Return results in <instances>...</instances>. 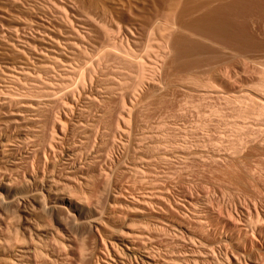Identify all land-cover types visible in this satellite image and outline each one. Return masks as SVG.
I'll use <instances>...</instances> for the list:
<instances>
[{"label": "rangeland", "instance_id": "1", "mask_svg": "<svg viewBox=\"0 0 264 264\" xmlns=\"http://www.w3.org/2000/svg\"><path fill=\"white\" fill-rule=\"evenodd\" d=\"M12 1L9 0L13 4L10 8L14 10L7 9V12L15 16L17 14L16 17L23 18L34 11L40 13L41 9H45L41 6L42 0ZM228 1L215 0L212 5L232 2ZM99 2H106V5L110 3L109 0ZM77 4L75 6L79 9L81 6L78 4V7ZM14 5L19 10L22 9V12L17 9L18 13ZM151 5H148L149 9L148 6L145 9V6L135 4V8L132 6L133 13L131 9L132 16H138L139 12L145 10L139 17L143 14L147 15L146 18L149 17H141V20L149 21L146 24L139 19L145 29L139 33L140 39L138 38L135 47L141 51L147 46L145 51L138 54L140 62L136 60L139 64L142 62L141 68L132 66V71H129L131 66L128 63L124 64L122 59L105 50L109 41L93 26L95 32H92V44L96 47L93 55L90 54L91 58H78L80 64L83 59L84 62L90 60L81 69L80 78L71 82L75 78L74 72L70 71L69 82L60 85L58 81H54L50 88L54 93L46 95L39 92H44L40 85L35 88L36 91L30 87L25 90L26 82V86H31L28 81L24 86L18 85L24 88L20 87L21 90L13 84L10 88L0 89V101L45 104L38 113V132L32 129L38 135L36 145L46 147L49 144L54 136L52 123H56L58 118L67 123V130L65 127L62 129L73 134L64 142H58L60 139L55 136V141L52 142L59 143L58 149L56 148L54 157L47 158L43 171L39 169L41 172L30 162L27 166L21 165L24 162L20 166L14 165L13 156L7 150L12 148L8 141L12 140L15 133L11 130L10 133L8 131L0 135V264H264V218H261L264 213V117L260 115L258 118V114L254 113L256 109L250 112L249 108L248 112H243L247 111L245 107L248 104L258 102V95L264 92V0H248L241 4L228 13L226 25L220 22H217L220 25L215 24L220 26L218 28L215 25L208 28L203 25L190 26V19L198 18L199 14L200 17L201 11L188 18L183 8L172 7L174 12L180 10L177 15L168 9L159 12L157 7L155 9L156 5ZM136 6L142 10L136 12ZM3 8L6 9L7 6ZM151 8L152 12L149 11ZM80 10L83 11L82 7ZM25 11L27 15L23 13ZM171 13L178 16L176 20ZM153 17L158 18L161 25L152 28ZM179 19L183 20L179 22ZM173 20L176 21L175 25L177 22L179 24L173 27V33L170 30V35L169 31H164L162 24L167 21L174 25ZM110 22L108 29L121 27L118 21H113L112 25ZM3 24H7L6 21ZM222 26H231V29L227 27L226 32L221 30L224 29ZM185 27L191 30L193 27L197 34L189 35L191 33ZM112 29L111 32H114ZM114 34L117 36L116 32ZM168 35L175 38L167 41ZM160 36L163 38L160 39ZM3 38L0 35L3 61L26 59L17 49L4 45L7 41L4 42L6 39ZM159 40H166L169 44L168 49L165 48L168 50L165 51L166 54L159 56L163 58L161 60L155 59L158 53L154 51L156 45L161 44ZM150 48L153 50L149 51ZM150 58L156 63L147 66ZM98 60L101 65H98ZM158 62L161 63L160 66ZM74 68L78 70V66ZM114 68L118 70L114 71ZM92 69L95 72L98 69V75H102L97 76ZM57 72L60 79L62 73L59 75L60 72ZM57 74L55 78H58ZM90 76L92 80L93 77L96 80L97 76V80L92 81L93 87L88 82ZM141 77L143 79L138 82ZM43 80L45 81V77ZM55 82L59 85H55ZM148 82L151 83L150 86ZM84 85L90 95L100 90L98 93L101 98L90 103L83 101L82 97L80 99L79 93L83 96ZM66 96L77 100H74L75 106L71 109L64 105L68 104ZM259 102L262 101L259 99ZM71 110L75 114L82 112L81 116L85 114L83 122L88 127V139L77 134L81 129L77 132V129L69 131L68 122L65 121L70 117ZM238 110H241V114ZM63 111L69 113L64 114ZM4 116L0 115V124L8 122L9 115ZM254 128L257 129L253 130ZM31 146L27 144V148L31 149ZM68 148H80L82 155L87 153L89 158L102 154V162H99L102 169L97 176L90 178L87 186L82 183H70L69 187L62 185L56 166L60 159L66 158ZM143 159L147 161L144 163ZM136 163L139 167L136 170H140L137 172L142 177L134 176L137 173L133 170ZM53 167L56 168L52 170ZM48 170L52 171L49 173ZM42 172L45 173L43 177ZM22 174L31 182H26L27 178L26 181L19 178ZM31 176L35 177L34 181ZM52 177L59 181L58 186L49 181V178L53 181ZM40 178L42 180H37ZM144 179L147 180L142 182ZM148 185L162 191L164 197L163 200H154L153 205L149 204L146 212L139 213L132 208L135 206L133 200L136 196L146 194L150 188ZM146 188L145 192L143 189ZM48 189L53 195L49 194ZM60 189L63 190L62 193ZM53 192L64 194L72 204L54 206L53 202L59 194L56 196ZM153 194L157 196L160 193L154 191ZM79 199L81 204L77 203ZM255 226H259V229ZM131 231L139 236L137 239L133 237L136 241L132 239L134 254L126 250L120 240L122 237L118 236L124 237V234L132 233Z\"/></svg>", "mask_w": 264, "mask_h": 264}, {"label": "bare ground", "instance_id": "2", "mask_svg": "<svg viewBox=\"0 0 264 264\" xmlns=\"http://www.w3.org/2000/svg\"><path fill=\"white\" fill-rule=\"evenodd\" d=\"M12 0H10L11 2ZM38 1V0H37ZM100 0H42V4L41 6H43L45 9H41V12L38 13V12H35L32 13V14H29L27 15L28 13L25 11L23 13H26L27 16H23L22 17H16L18 16L16 14H10V12L8 13L7 12V9L9 11V9H12L10 8L13 7V4L9 2V0H0V4L2 5H6L7 8H3L2 5H0V35L1 37L3 36L4 38L3 39H6L4 40V42H6L7 44H4V45H7V46H10V48H14L15 50L17 49V52L20 53V54H23V57L25 56L26 59H21L18 61H3L1 59V55L2 53H0V59L2 60V65H0L2 67V72H3V77L0 78V89H5V88H10L11 84L13 85H16L17 87H19L18 85H22L24 86L25 85V82L28 81L30 82L29 84H31L32 87H34L32 89L31 86H26L27 85V82H26V85H25V90L30 87L31 90H35V88H37L39 85L42 86L41 88L44 89V92H41V90H39L40 93H54V91L52 89H50L51 87H53V84H54V81H58L60 85L62 84H66L67 82H69L68 80L69 77H70V71H73L74 72V78L71 82H74L76 79H78V77L80 78V75L82 74L81 73V69H83V67L86 65V63H88L87 61L84 62V59L81 61L82 63L80 64V61H78L79 57L81 58L82 57H87V58H91V55L93 53V49H95V44L93 45L92 43H94L93 41V38L92 36V32L94 33L95 31L93 30V26H95L96 28H98L99 33L101 32L102 35H104V39L107 37L109 43L107 44V46L104 48L105 50H108L110 51V54L114 55L115 57H118V59H122L126 64L128 63L131 67V70L129 71H132V66H140L141 68V63L139 64L136 60H138L140 62L139 59H137L139 57V53L142 52V51H145L147 46L145 45L143 50L139 51L135 46H136V43L137 41L140 39L138 37L139 33L142 32L143 28H144V25L143 23H141V21L143 20L145 22V16L147 15H144L143 16H140V13L141 12H146L145 10L144 11H141L142 9L138 8L136 6V8H138L136 10V12L139 10L141 12H139V15H135V16H132V13H133V8L132 6L135 8V4L136 5H141V6H145V9H146V6H148L149 4H154L156 5L155 6V9L156 7L158 8V11L162 12V10L164 11V9H168V11L170 12V10H173L174 8H183V10L185 11V14L187 16H189L188 18H192V14L195 13V12H198V11H201V16L198 18H194L193 19H190V22L191 24L189 23L190 26L192 25H203L205 27H213L215 24H218L220 25L219 23L217 22H220L222 23L223 25H226V21L225 19L228 18V13L232 10H235L238 6H240L241 4H244L246 1L248 0H232L231 3H227V4H224L223 3H217L214 5H212V3L215 1V0H202L203 2H200V0H109V2L111 3L112 2V5L109 3L108 5H106V2L104 3H100L99 2ZM107 1V0H106ZM114 1V3H113ZM216 1H219V0H216ZM230 1V0H229ZM228 1V2H229ZM13 2V1H12ZM16 2V1H15ZM225 2V1H224ZM251 2V1H250ZM249 2V3H250ZM14 3V2H13ZM38 3V2H37ZM41 3V2H40ZM78 3L83 11L80 10V8H76L75 4ZM39 4V3H38ZM77 4V6L79 7V5ZM9 6V7H8ZM40 6V7H41ZM245 6V5H244ZM38 7V5H37ZM42 7V8H43ZM150 6H148L147 9H149ZM151 7H153V5H151ZM173 7V9H172ZM14 8L17 10H19L18 6L16 8V6L14 5ZM28 8V7H27ZM36 8V7H35ZM142 8V7H141ZM154 8V7H153ZM151 8L149 11L152 12V9ZM29 9V8H28ZM33 10H35L34 8H31ZM131 9H132V13H131ZM6 10V11H5ZM14 10V9H12ZM11 10V11H12ZM17 10V12H18ZM27 10V9H26ZM182 10V11H183ZM242 10V9H241ZM22 12V9L19 10ZM40 11V10H39ZM43 11V12H42ZM155 11V10H153ZM180 10H177V12H179ZM15 12V11H14ZM157 12V10H156ZM174 12V10H173ZM176 11L174 13H176L178 15ZM19 13V12H18ZM21 13V14H23ZM148 13V12H147ZM155 13V12H154ZM180 13V12H179ZM182 15L184 14L183 12H181ZM138 14V13H137ZM157 14V13H156ZM176 14H172L171 15H175V20L176 18L178 17ZM184 14V15H185ZM25 15V14H23ZM159 15V14H158ZM157 15V16H158ZM163 15H164V12H163ZM166 15V14H165ZM169 15V14H168ZM180 15V14H179ZM149 16V15H148ZM155 16V15H153ZM167 16V15H166ZM196 16V17H197ZM141 17L144 18L141 20ZM151 17V15H150ZM156 17V16H155ZM182 17V16H181ZM186 17V16H185ZM22 18V19H21ZM28 18V19H27ZM149 17H147L146 19H148ZM141 21H140V20ZM154 19V17H153ZM162 19V18H161ZM108 20L111 25H112V22H120V26H118V29H112L114 32H116L117 36L114 34V32H111V29H108L107 26H109V22L107 23ZM183 20V19H181ZM179 19V22L181 21ZM185 20V19H184ZM6 21L7 24H3V22ZM148 20H146L145 24L147 23ZM186 21V20H185ZM184 21V22H185ZM149 22V21H148ZM167 22V21H166ZM164 23L162 24V28L164 27V31L170 33L171 29H172V32L173 33V27H176V25L179 24V22H177L178 24L175 25V22H174V25L172 24H169V22L167 23ZM107 23V24H106ZM160 23V20L157 18L154 19L153 21V27H156L158 25H161ZM118 24V23H117ZM116 24V25H117ZM181 24V23H180ZM259 24V23H258ZM110 25V26H111ZM114 25V26H116ZM113 26V28H114ZM186 26H188L186 24ZM189 26V27H190ZM217 27V25H215ZM179 27V26H178ZM189 27H185V29H187L191 34L189 35H196L197 32L195 33L193 31V27H192V30L189 29ZM220 27V26H218ZM217 27V28H218ZM223 27V26H222ZM227 27H230L231 29V26H227ZM227 27H223L224 29H221V30H224L226 31V28ZM181 28V27H180ZM179 28V29H180ZM254 28V27H253ZM145 29V28H144ZM175 29V28H174ZM229 29V30H230ZM118 30V32H117ZM151 30V29H150ZM163 30V29H162ZM183 30V29H182ZM220 30V32H221ZM228 30V32H229ZM231 31V30H230ZM120 32V33H119ZM177 32V31H176ZM186 32V31H185ZM188 32V33H189ZM216 32V31H215ZM219 32V33H220ZM223 32V31H222ZM221 32V33H222ZM227 32V31H226ZM118 33H119V37H118ZM167 33V34H168ZM170 33V35H171ZM224 34H227L225 32H223ZM249 33V32H248ZM112 34H114V38L112 37ZM142 34V33H141ZM165 34V32H164ZM166 34V36H167ZM177 34V33H176ZM218 34V33H217ZM231 34V32H230ZM96 35V34H95ZM163 35V34H162ZM167 39L168 40H171L175 37L171 36ZM174 35V34H173ZM229 35V34H228ZM98 36V35H97ZM164 38H165V35H163ZM175 36V35H174ZM201 36V35H200ZM231 36V35H230ZM94 37V36H93ZM118 37V38H117ZM162 36H160L159 38L161 39ZM173 37V38H172ZM197 37V36H196ZM139 38V39H138ZM163 38V37H162ZM172 38V39H171ZM97 39V38H96ZM158 40V39H157ZM163 40V39H162ZM1 41V40H0ZM167 41L164 40V41H160L161 44H157L156 45V51L158 54L156 55L157 57L155 58V56H153L155 59H158L160 58L159 56H164V54H166L165 51H168L167 49ZM181 41V40H180ZM3 42V43H4ZM176 42V41H175ZM186 43V42H184ZM183 43V44H184ZM1 46V45H0ZM171 46V45H170ZM2 47V46H1ZM183 47V45H182ZM165 48H167L165 50ZM153 49H149V51H152ZM153 51V52H154ZM172 51V49H171ZM16 52V53H17ZM113 52V53H112ZM17 53V54H18ZM155 53V52H154ZM19 54V55H20ZM87 54V55H85ZM93 55V54H92ZM5 56V55H4ZM90 56V57H89ZM147 56L149 57V53L147 54ZM114 57V58H115ZM141 57V56H140ZM86 58V59H87ZM110 58V56L108 57ZM153 59V58H152ZM151 58L150 59H146L148 61V63L146 64L147 66L149 64H154L155 61H153ZM163 59L162 57L158 60H161ZM165 59V58H164ZM17 60V59H16ZM100 60V59H99ZM98 60V65H101L100 62ZM121 60V61H122ZM157 60V61H158ZM166 60V59H165ZM163 60V61H165ZM168 60V59H167ZM94 61V59H93ZM109 61V60H108ZM122 61V63H123ZM136 61V62H135ZM102 62H105L102 60ZM114 62V61H113ZM119 62V61H118ZM162 63V61H160ZM106 63V62H105ZM120 63V62H119ZM156 63V62H155ZM159 63V62H158ZM158 66H160V64ZM80 64V65H79ZM90 64V63H89ZM95 64V63H94ZM113 64V63H112ZM107 65L109 66V64L107 63ZM117 65V63H116ZM122 65V64H120ZM119 65V66H120ZM127 65V64H126ZM157 65V64H156ZM74 66H78V70H76L74 68ZM93 66V65H92ZM0 67V68H1ZM88 67V65H87ZM104 67H105V64H104ZM155 66H153L154 68ZM157 67V66H156ZM90 68H92L90 66ZM89 68V70H90ZM99 68V66L97 67ZM109 68V67H108ZM121 68V67H120ZM138 68V67H137ZM86 69V67H85ZM96 69V68H95ZM95 69H92V72L94 70V74H96L97 76H101V75H98V72L96 70L95 72ZM101 68H99V71H100ZM105 69V68H104ZM110 69V68H109ZM139 69V68H138ZM88 70V69H87ZM88 70V71H89ZM107 70V69H106ZM114 71L118 70V69H113ZM122 70V69H121ZM126 70V69H125ZM137 70V69H136ZM59 71V75L62 73V76L58 77V72ZM101 72V71H100ZM128 72V71H127ZM136 72V71H135ZM140 72V71H139ZM138 72V73H139ZM57 74V77L58 78H55L56 74ZM89 72H87L88 74ZM137 73V72H136ZM55 74V75H53ZM91 74V72H90ZM112 74V73H111ZM129 74V73H128ZM192 74V72L190 73ZM189 74V75H190ZM55 76V77H54ZM95 76V75H94ZM97 76H96V80H97ZM119 76V75H118ZM139 76H140V73H139ZM138 76V78H140ZM45 77V81L41 80V78ZM93 77V76H92ZM86 78V76L84 77ZM88 78V77H87ZM90 80H88V82L91 84V87H93L92 84H94V77H93V80L91 78V76L89 77ZM103 78V77H102ZM125 78V77H124ZM137 78V76H136ZM57 79V80H55ZM59 79V80H58ZM106 79V78H105ZM111 79V77H110ZM143 79V77H141V79H138V82L139 80L141 81ZM151 79V78H150ZM264 79V78H263ZM6 80V82H4ZM95 80V81H96ZM98 80L100 81V78H98ZM103 80V79H102ZM112 80H113V77H112ZM119 80V79H118ZM122 80V79H121ZM84 81V80H83ZM93 81V82H92ZM109 81V80H108ZM154 81V80H152ZM21 82H23L21 84ZM98 82V81H97ZM136 82V80H135ZM151 82V81H150ZM150 82L148 86H150ZM56 83V82H55ZM77 83V82H76ZM111 83V82H110ZM143 83V82H142ZM9 84V86L7 85ZM28 84V85H29ZM59 84H55V85H59ZM88 84V83H87ZM96 84V83H95ZM99 84V82H98ZM108 84V83H106ZM115 84V83H114ZM154 84V83H153ZM152 84V86H154ZM263 84V82H262ZM54 85V86H55ZM72 85V84H71ZM77 85V84H76ZM102 85V84H101ZM105 85V84H104ZM39 86V87H40ZM86 85L83 86V93L81 96L79 93V96H80V99L81 97L84 99L83 101L85 102H93L94 100H96L97 98H101V94L98 93L99 91H97L95 94H88L86 92V88H85ZM264 86V85H263ZM21 87V86H20ZM19 87V88H20ZM27 87V88H26ZM61 87V86H60ZM78 87V86H77ZM88 87V86H87ZM22 88V87H21ZM20 88V90H21ZM40 88V89H41ZM57 88V87H56ZM62 88V87H61ZM95 88V87H94ZM123 88V87H122ZM24 89V88H22ZM261 89L262 86H261ZM24 90V91H25ZM30 90V89H28ZM30 90V91H31ZM62 90V89H61ZM97 90V89H96ZM141 90V89H140ZM220 90V89H219ZM252 90V89H251ZM264 90V89H263ZM19 91V90H18ZM89 91V90H87ZM94 91V89H93ZM203 91V90H202ZM244 91V90H242ZM23 92V91H22ZM26 92V91H25ZM29 93V91H27ZM37 92H38V89H37ZM36 92V93H37ZM76 92V91H75ZM214 92V91H213ZM247 92V91H246ZM38 93L41 97H42V94ZM91 93V92H90ZM93 93V92H92ZM186 93V92H185ZM206 93H207V90H206ZM218 93V92H216ZM260 93V92H259ZM263 94H256L258 95V98L262 101L261 103L259 102V99H258V105L255 103V104H248V107L245 109H247V111H243V112H248V109L250 112H252V110H254V113L255 114H258V118L260 115H262L264 117V92H262ZM75 94V93H74ZM203 94V92H202ZM212 94V93H211ZM128 95V94H127ZM133 95V94H132ZM200 95V94H199ZM240 95H243V94H240ZM247 95H249L247 93ZM253 95V94H252ZM251 95V96H252ZM37 96V95H36ZM39 96V97H40ZM70 96V95H69ZM68 96H66L67 98V102L68 104H64V105H68L67 107H70V109L75 106L74 105V100L72 97L70 98ZM141 96V95H140ZM214 96V95H213ZM223 96V95H222ZM226 96V95H225ZM230 96H234V95H230ZM250 96V99L252 98ZM254 96V95H253ZM44 97V96H43ZM104 97V96H103ZM107 97V96H106ZM210 97V96H209ZM228 97V96H227ZM239 97V96H238ZM241 97V96H240ZM79 98V97H78ZM221 98V97H220ZM231 98V97H230ZM97 99V100H98ZM223 99V98H222ZM243 99V98H242ZM103 100V99H102ZM236 100V99H234ZM246 100V99H245ZM253 100V99H252ZM231 101V100H230ZM233 101V100H232ZM243 101V100H241ZM247 101V100H246ZM250 101V100H249ZM100 102V101H99ZM131 102V101H130ZM213 102V101H212ZM239 102V101H238ZM237 102V104H238ZM76 103V102H75ZM83 103V102H82ZM87 103V104H88ZM133 103V102H131ZM222 103V101H221ZM232 103V102H231ZM243 103V102H242ZM241 103V104H242ZM247 103V102H246ZM260 103V104H259ZM229 104V102H228ZM236 104V105H237ZM77 105V104H76ZM81 105V104H80ZM90 105V104H89ZM233 105V103H232ZM64 106V108H66L68 110V108ZM234 106V105H233ZM240 106V105H239ZM245 106V104H244ZM250 106V107H249ZM42 107H45V104L44 103H39V102H19V103H12V102H3V101H0V113L4 116V117H7L6 115H9V120L8 122L6 123H2L0 124V135L2 134H6V132L9 131V133L11 132V130L15 133L14 137L11 138L12 140L11 141H8V144L10 146H12V148L8 149L7 152L9 153L10 156H13V164L17 165V166H20L19 164L21 162H24V164H21V165H24V166H27L30 163H32V165L34 164V166L36 165V169L39 170L41 168V170L43 171V166H46V162H47V158H50L54 155L55 156V150L56 148L58 149V146L57 144H59L58 142H64L66 140H68L70 134L73 136V134L70 132L68 133L66 130H67V126L65 124L67 123H64L63 121L60 120H56L57 122L55 123H52L53 126L51 127H54L52 128V130H54V132H57V133H52L54 134V136L51 137V140L49 141V144L44 147V146H40V145H36V140H37V133H35V131H33L32 129H36V125L38 124L37 120L38 118V113L40 112V109ZM82 107V106H81ZM94 107V106H93ZM75 108V107H74ZM73 108V109H74ZM85 108V107H84ZM91 108V107H90ZM95 108V107H94ZM242 109H244V107L242 106L241 107ZM240 108V109H241ZM79 109V108H78ZM82 110V108H80ZM79 109V110H80ZM217 109V108H216ZM244 109V110H245ZM80 110V111H81ZM85 111V109H83ZM82 110V112H83ZM215 110V109H214ZM92 110H90L91 112ZM241 111V110H240ZM238 110V112H240ZM257 111V112H255ZM72 112V110H71ZM79 114H75V113H71L70 117H68L67 121L65 122H68V126H69V131H72L74 129H77L76 132L78 131V129H81L80 131L77 132L78 135H80L82 138H89V133H87L88 131V127L84 124L83 122V119L86 118L83 116L85 115H82L81 116V113ZM216 112V111H214ZM231 112V111H230ZM242 112V114H243ZM64 113V111H63ZM69 113V112H68ZM68 113H64V114H68ZM77 113V112H76ZM0 114V115H1ZM89 114V112H88ZM210 114V113H209ZM241 114V112H240ZM248 114V113H247ZM219 115V114H218ZM66 117L68 115H65ZM90 116V115H89ZM99 116V115H98ZM261 116V119L262 120V117ZM61 117V116H60ZM65 117V118H66ZM218 117V116H217ZM248 118V117H246ZM250 118V117H249ZM253 118V117H252ZM251 119V118H250ZM65 120V119H64ZM245 120V119H244ZM259 120V119H258ZM64 123L63 125H61V123ZM235 122V121H234ZM259 122V121H258ZM264 122V121H262ZM204 123V122H203ZM224 123V122H223ZM244 123V122H243ZM242 123V124H243ZM247 123V121H246ZM245 123V124H246ZM32 124V125H31ZM87 125H91V124H88L86 123ZM256 124V123H255ZM259 125V124H258ZM41 126V124H40ZM40 126H37V127H40ZM66 126V127H65ZM219 126V125H218ZM66 130H63L65 128ZM246 127V126H245ZM248 127V126H247ZM246 127V128H247ZM63 128V129H62ZM252 128V127H250ZM258 128V127H257ZM256 128V129H257ZM240 129V128H239ZM249 129V127H248ZM255 128L253 130H256ZM260 129V128H259ZM37 130V129H36ZM92 130V129H91ZM124 130V129H123ZM242 130V128H241ZM244 130V129H243ZM263 130V129H262ZM261 131V130H260ZM264 131V130H263ZM38 132V130L36 131ZM75 132V131H74ZM80 132V133H79ZM245 132V131H243ZM240 133V132H239ZM256 133V132H254ZM75 134V133H74ZM76 134V135H77ZM91 134V133H90ZM251 134V133H250ZM249 134V136H250ZM259 134V133H257ZM264 134V133H262ZM58 136L60 141L54 143L52 142L55 141V138ZM71 136V137H72ZM75 136V135H74ZM89 136V137H88ZM54 137V138H53ZM73 138V137H72ZM70 138V139H72ZM249 138V137H248ZM77 139V138H76ZM79 140V138H78ZM243 140V139H242ZM80 141V140H79ZM84 141V140H83ZM259 141V140H258ZM31 142V143H30ZM68 142V141H67ZM88 142V140H87ZM91 143V142H90ZM12 144V145H11ZM27 144H31L32 148L29 149L27 148ZM63 144V143H61ZM60 144V145H61ZM75 144V142H74ZM81 144V142H80ZM83 144V143H82ZM105 144V142H104ZM107 144V143H106ZM109 144V143H108ZM107 144V145H108ZM85 145V144H84ZM14 146V147H13ZM64 146V145H63ZM104 146V145H103ZM216 146V145H215ZM247 146V145H246ZM59 147H62V146H59ZM80 147V146H79ZM84 147V146H83ZM82 147V149H83ZM88 148V144L86 146ZM101 148V147H98V149ZM97 150V149H96ZM143 150V149H141ZM219 150V149H218ZM80 148H76V149H73V148H68L66 154H65V159H60L57 163V172L59 173L58 175L59 178L63 181L62 182V185L65 186H71L70 183H82L84 184L85 186H87V183L89 180H91L90 178H92L94 175L98 174L100 172V170L102 169L101 166L99 165V162H102V154H97L96 156H93V158H89V156L87 157L86 154L85 156H83L80 152ZM87 151V150H86ZM102 151V150H101ZM57 152V151H56ZM59 152V151H58ZM84 152V151H82ZM98 153V151H96ZM237 152V151H236ZM235 152V153H236ZM7 153V154H8ZM62 153V152H61ZM192 153V152H191ZM4 154V153H3ZM6 154V156H7ZM215 154V153H214ZM246 154V153H245ZM60 155V154H59ZM89 155V154H88ZM91 155V154H90ZM242 155V154H241ZM9 156V157H10ZM53 156V157H54ZM62 156V155H61ZM64 156V154H63ZM62 156V158H64ZM225 156V155H224ZM239 156V155H237ZM3 157H5V154L3 155ZM2 157V159H4ZM8 157V156H7ZM6 157V158H7ZM91 157V156H90ZM196 157V156H195ZM220 157V156H219ZM190 158V157H189ZM213 158V157H212ZM239 158V157H238ZM199 159V158H198ZM5 160V159H4ZM8 160V159H7ZM10 160V159H9ZM144 160V161H143ZM141 160V162L143 161L145 163V160L146 159H143ZM51 161V160H50ZM147 161V160H146ZM203 161V160H202ZM3 162V161H2ZM12 162V161H10ZM9 162V163H10ZM49 162V161H48ZM83 162V163H82ZM140 162V161H139ZM6 163V162H5ZM7 163V164H9ZM12 164V163H11ZM12 164V165H13ZM141 164V163H139ZM143 165V164H142ZM230 165V164H229ZM55 167V168H56ZM132 167V166H131ZM34 168V167H33ZM32 168V169H33ZM43 168V169H42ZM46 168V167H45ZM53 167L52 170L55 169ZM35 169V170H36ZM47 169V168H46ZM132 169V168H130ZM135 169V170H134ZM136 169H139V167L137 166V163L136 165L134 164V168L133 170L135 172H140V170H136ZM34 170V169H33ZM51 170V171H52ZM105 170V169H104ZM132 170V171H133ZM32 171V170H31ZM40 171V170H39ZM47 171V170H46ZM45 171V173H46ZM50 170H48L49 172ZM50 171V172H51ZM103 171V170H102ZM101 171V172H102ZM130 171V172H132ZM235 171V170H234ZM33 172H36V171H33ZM32 172V173H33ZM41 172V171H40ZM49 172V173H50ZM135 173V174H138V175H135L134 176H139V173ZM26 174V172H24ZM23 173V174H24ZM31 173V172H30ZM38 173V172H36ZM44 172H42L43 174ZM45 173L42 175L45 176ZM106 174V176L108 175L107 172H104ZM103 173V174H104ZM115 173V172H114ZM127 173V172H126ZM134 173V172H133ZM235 173V172H234ZM22 174V175H23ZM29 174V173H28ZM35 175V173H33ZM102 174V175H103ZM142 174V173H141ZM30 175V174H29ZM49 175V174H48ZM47 175V177H48ZM58 175H55V176H58ZM132 175V173H131ZM37 176V177H36ZM41 176V175H40ZM97 176V175H96ZM99 176V175H98ZM234 176V175H233ZM10 176H8L9 178ZM13 176H11L12 178ZM24 177V178H23ZM36 178H38V175H35ZM32 176L31 178L33 179V181L35 180ZM139 177H142L141 175ZM138 177V178H139ZM15 178V176H14ZM19 178H22L25 179L26 181V178L25 176L23 175L22 177L20 176ZM53 178V177H52ZM55 178V177H54ZM53 178V181H51L52 179L49 178L48 180L50 182H53L55 183V185L59 184V181L57 183L56 181V178L54 180ZM97 178V177H96ZM101 178V177H99ZM107 178V177H105ZM130 178V177H129ZM137 178V177H136ZM10 179V178H9ZM17 179V178H15ZM28 179V178H27ZM58 179V178H57ZM95 179V178H94ZM98 179V178H97ZM37 180H42L41 178L40 179H37ZM101 180V179H100ZM106 180V179H105ZM140 180V179H139ZM147 180V179H146ZM145 179L142 180V182L146 181ZM24 181V180H23ZM30 180L28 179V183ZM44 181V180H43ZM46 181V180H45ZM94 181V180H93ZM99 181V180H98ZM61 182H60V185H61ZM92 182V181H91ZM109 182V181H108ZM137 182V181H136ZM148 182V181H147ZM41 183V182H40ZM90 183V182H89ZM93 183V182H92ZM99 183V182H98ZM135 183V182H134ZM161 183V182H160ZM146 184V183H144ZM159 184V183H158ZM95 185V184H94ZM154 185V184H152ZM150 185V186H152ZM58 186V185H57ZM68 186V187H69ZM93 186V185H92ZM149 186V185H148ZM147 186V188H148ZM149 186V187H150ZM56 187V186H55ZM53 188H54V184H53ZM146 189H143L144 191L147 190ZM88 189V188H87ZM139 189V188H138ZM64 190V188H63ZM62 190V191H63ZM120 190V189H119ZM131 190V189H130ZM49 191V189H48ZM51 191H55V190H51ZM57 191H59V189H57ZM61 191V189H60ZM62 191L60 193H62ZM142 191V193L144 192ZM154 191H159V195L155 196L153 193ZM50 192V191H49ZM130 192V191H129ZM146 192V191H145ZM168 192V191H167ZM53 193H56V192H53ZM59 192H57L55 195L58 196L55 198V202H53L54 206H58L57 204L61 205V204H72L71 200L65 196L64 194L61 195ZM140 193V191H139ZM49 194H52V192H50ZM85 194V193H84ZM93 194V193H92ZM120 194V193H119ZM132 194V193H131ZM136 194V193H135ZM134 194V195H135ZM53 195V194H52ZM61 195V196H60ZM94 195V194H93ZM101 195V194H100ZM133 195V194H132ZM138 195V194H137ZM91 196V195H90ZM122 196V195H121ZM163 194H162V191L160 192L159 189L155 188L154 186L153 187H150L148 188L146 194L144 195H139V196H136V198L134 197V204L133 202H131L133 205L132 208L135 209V210H138L139 213L140 212H146V207L149 205V204H152L155 203L154 200H163ZM83 198V197H82ZM87 198V197H86ZM102 198V197H101ZM90 199V198H89ZM131 199V198H130ZM165 199V198H164ZM87 200V199H86ZM103 200V199H102ZM78 204H81L82 201L79 199V202H77ZM86 203V202H85ZM90 204V203H89ZM191 204V203H190ZM197 206V205H195ZM115 207V205H114ZM90 211V210H89ZM137 211V212H138ZM261 218H264V213H262V217ZM260 218V219H261ZM259 219V217H258ZM264 220V219H263ZM262 220V221H263ZM261 221V222H262ZM252 222V220L250 221ZM260 222V223H261ZM264 222V221H263ZM203 223V222H202ZM255 223V222H254ZM258 223V221H257ZM259 223V224H260ZM95 224H98V223H95ZM249 224V223H248ZM247 224V225H248ZM257 224V225H259ZM99 225V224H98ZM95 226V225H94ZM251 226V225H250ZM254 226V224H253ZM258 227L259 229V226H255V228ZM96 228V227H95ZM252 228V227H251ZM250 228V229H251ZM254 228V229H255ZM98 229V227L96 228ZM95 229V231H96ZM257 229V228H256ZM252 230V229H251ZM253 231V230H252ZM132 232V231H131ZM254 232V231H253ZM259 232V230H258ZM128 234H124V237L123 236H120L118 235L119 237H122L121 242L124 243L123 246L126 248V250L130 253V254H134V245L132 243V239L133 237L137 239V236L136 234H134L133 232L132 233H129L127 232ZM111 234V233H110ZM113 235V234H112ZM111 235V236H112ZM126 235V236H125ZM115 236V235H114ZM141 236V235H140ZM118 237V238H119ZM139 237V236H138ZM134 240V239H133ZM136 241V240H134ZM119 260V259H118ZM117 260V261H118ZM115 263H117L115 261ZM120 263V261H119ZM123 264V263H122Z\"/></svg>", "mask_w": 264, "mask_h": 264}]
</instances>
